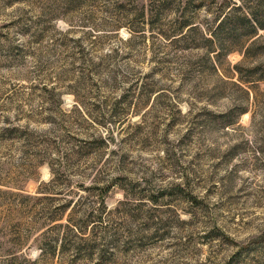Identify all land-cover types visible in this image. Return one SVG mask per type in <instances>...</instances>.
Wrapping results in <instances>:
<instances>
[{
  "label": "rangeland",
  "instance_id": "rangeland-1",
  "mask_svg": "<svg viewBox=\"0 0 264 264\" xmlns=\"http://www.w3.org/2000/svg\"><path fill=\"white\" fill-rule=\"evenodd\" d=\"M222 1L168 37L151 0H0V264H264V30L208 52Z\"/></svg>",
  "mask_w": 264,
  "mask_h": 264
},
{
  "label": "trees",
  "instance_id": "trees-1",
  "mask_svg": "<svg viewBox=\"0 0 264 264\" xmlns=\"http://www.w3.org/2000/svg\"><path fill=\"white\" fill-rule=\"evenodd\" d=\"M204 2L205 0H151V25H156L163 13L173 12L177 15L176 24L172 34L166 36L185 35L186 29L192 31L197 28L194 22L195 12H191V9L200 7ZM142 8V12L147 11L146 6ZM211 22L205 38L208 52H217L221 56L238 51L244 54V58H248L255 51L260 31L264 30V0H223L217 10L212 12ZM257 80L264 81V73ZM223 118L226 119V115ZM66 226L70 227V231L63 232L62 237L58 235L55 242H50L52 248L59 241L67 248L76 243L74 229L78 228H72L69 224Z\"/></svg>",
  "mask_w": 264,
  "mask_h": 264
}]
</instances>
